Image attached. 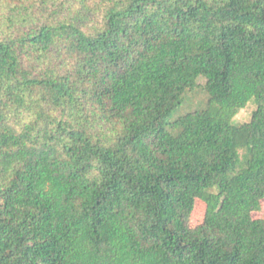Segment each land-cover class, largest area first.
<instances>
[{
  "label": "trees",
  "instance_id": "16d2710c",
  "mask_svg": "<svg viewBox=\"0 0 264 264\" xmlns=\"http://www.w3.org/2000/svg\"><path fill=\"white\" fill-rule=\"evenodd\" d=\"M263 201L264 0H0V264H264Z\"/></svg>",
  "mask_w": 264,
  "mask_h": 264
},
{
  "label": "rangeland",
  "instance_id": "374dc122",
  "mask_svg": "<svg viewBox=\"0 0 264 264\" xmlns=\"http://www.w3.org/2000/svg\"><path fill=\"white\" fill-rule=\"evenodd\" d=\"M206 81L201 80L199 82L200 87L191 92L188 96V102L185 103L177 109V111L173 115V119L178 118L179 116L185 114L188 111H195L197 109H201L205 106L208 95L204 90V84ZM256 109V105L251 104L247 109L241 111L238 116L235 118V122L237 124H244L251 121L252 114ZM206 211V206L204 203L198 201L195 212L192 216V225L197 226L204 220V215ZM254 219H264V201L262 202V206L260 211L255 212L253 214Z\"/></svg>",
  "mask_w": 264,
  "mask_h": 264
}]
</instances>
